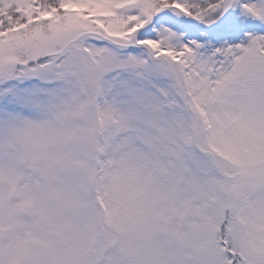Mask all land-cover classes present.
Segmentation results:
<instances>
[{
    "label": "snow or ice",
    "instance_id": "6c2138e0",
    "mask_svg": "<svg viewBox=\"0 0 264 264\" xmlns=\"http://www.w3.org/2000/svg\"><path fill=\"white\" fill-rule=\"evenodd\" d=\"M0 264H264V0H0Z\"/></svg>",
    "mask_w": 264,
    "mask_h": 264
}]
</instances>
